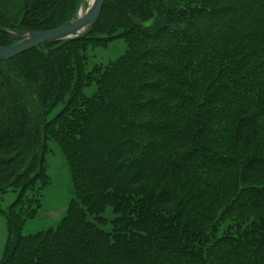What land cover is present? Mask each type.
Masks as SVG:
<instances>
[{
	"label": "trees",
	"instance_id": "trees-1",
	"mask_svg": "<svg viewBox=\"0 0 264 264\" xmlns=\"http://www.w3.org/2000/svg\"><path fill=\"white\" fill-rule=\"evenodd\" d=\"M78 3L0 0V27L49 30ZM115 40L124 51L87 68ZM17 41L0 31V46ZM49 141L74 196L23 234ZM8 190L0 264H264V0H104L85 36L0 61Z\"/></svg>",
	"mask_w": 264,
	"mask_h": 264
},
{
	"label": "rangeland",
	"instance_id": "rangeland-1",
	"mask_svg": "<svg viewBox=\"0 0 264 264\" xmlns=\"http://www.w3.org/2000/svg\"><path fill=\"white\" fill-rule=\"evenodd\" d=\"M90 0H84L82 11L89 6ZM125 49L121 40L113 41L107 48H96L88 50L87 68L96 63H107L118 57ZM89 92V90H86ZM47 173L50 177V183L43 189L41 195V206L32 220H28L23 228V234L35 233L39 230L54 226L65 214L70 200L73 198V188L70 181L69 171L64 157L56 144L48 142V152L46 154ZM16 192L8 190L0 196V206L6 209L14 200ZM110 220L115 216L112 209L107 207L102 215ZM103 229L108 230L110 223L101 225ZM6 240V221L0 213V257Z\"/></svg>",
	"mask_w": 264,
	"mask_h": 264
},
{
	"label": "water",
	"instance_id": "water-1",
	"mask_svg": "<svg viewBox=\"0 0 264 264\" xmlns=\"http://www.w3.org/2000/svg\"><path fill=\"white\" fill-rule=\"evenodd\" d=\"M84 0H79L74 16L65 24L44 31H32L26 33H13L0 27V31L7 33L12 39L18 41L10 46H0V61H8L19 53L44 42H59L79 39L89 33L100 15L104 0H92L89 6L79 16ZM131 22L140 25V21L133 15H129Z\"/></svg>",
	"mask_w": 264,
	"mask_h": 264
},
{
	"label": "bare ground",
	"instance_id": "bare-ground-1",
	"mask_svg": "<svg viewBox=\"0 0 264 264\" xmlns=\"http://www.w3.org/2000/svg\"><path fill=\"white\" fill-rule=\"evenodd\" d=\"M90 1H92V0H90ZM82 14H83V11H82V9H80L79 16H81Z\"/></svg>",
	"mask_w": 264,
	"mask_h": 264
}]
</instances>
